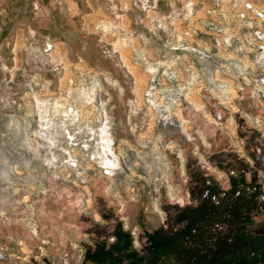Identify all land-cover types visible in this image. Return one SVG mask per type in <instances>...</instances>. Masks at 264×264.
<instances>
[{
	"label": "rangeland",
	"instance_id": "rangeland-1",
	"mask_svg": "<svg viewBox=\"0 0 264 264\" xmlns=\"http://www.w3.org/2000/svg\"><path fill=\"white\" fill-rule=\"evenodd\" d=\"M254 9L264 0H0V264H264V130L225 109L214 124L203 69L249 68L237 47ZM68 106L88 148L66 145L54 117ZM37 114L77 172L49 167Z\"/></svg>",
	"mask_w": 264,
	"mask_h": 264
},
{
	"label": "built area",
	"instance_id": "built-area-1",
	"mask_svg": "<svg viewBox=\"0 0 264 264\" xmlns=\"http://www.w3.org/2000/svg\"><path fill=\"white\" fill-rule=\"evenodd\" d=\"M245 6L247 8H252L250 4H247ZM240 13L241 12L238 13V17H240ZM254 16L256 20H258V23L256 26L255 24H248L249 27L252 28L250 32V35L252 37L250 40H244L247 45L249 44V47H247L246 51H243L240 45L237 47L238 52L242 53L240 55L250 57L248 59V69H246V67H244L242 63L238 62V60H228L227 65L229 66L231 73L229 72L228 78L221 77L223 79H218L215 78V68L218 66V61L213 59L209 61L208 57H210V55L204 51L200 57L208 60L207 62H205V66H203V69L205 70V73L207 75L206 81L211 84L210 89L217 94L220 101V103H213L215 110H213V112H211L210 114L212 115L211 121H213L214 124H220V110L225 109L227 110V114L236 112L238 116L244 115L246 119H244V123H246L247 125H251L254 130L262 132L264 130V10L254 9ZM241 17L243 18L244 16L242 15ZM228 45L230 46L231 44L228 43ZM248 54H250L251 56H248ZM216 80H221L222 82L217 83ZM232 81L233 85L231 84ZM244 100L248 102V105H246L245 108L240 105V102ZM232 103L234 104V106ZM239 105L242 110H239ZM249 107H254L256 111L252 112ZM203 113L205 114V112ZM47 115L48 114L45 115L46 117H43L41 114L36 115L37 120L35 122L36 126L34 130L37 132L36 140L39 141L41 147L45 142H48L50 144V147L54 145L51 150L45 151L43 153L44 155H48L47 162L50 163L49 167L51 165L57 168H64L68 166L70 169H73L77 172L79 161L76 160V158L72 157L70 153L66 151V148L61 149L60 154L53 153V150H57L59 148L52 141L54 133H52L51 131L54 130H51V127L56 129L57 123L55 120L54 122H52L51 120L53 119L47 118ZM54 118H59V120L62 119L66 122L65 126L67 127L63 129L64 137L67 140L66 145H81L86 148L91 146V138L94 135H89L90 133H87L88 136L85 135L82 139L84 143L75 141L76 137L80 138L79 132L81 131V129L76 125L80 124L81 126H83V124L76 123L79 122L78 114H75L73 112L72 107H65V109H62L60 111V114H58ZM45 121L49 122L46 126L47 129L45 127ZM39 129L40 131H38ZM43 133H45L47 137L46 139H43ZM48 134L52 136V139ZM230 138L232 139V137ZM101 145H103V140ZM260 145L262 146L264 144L260 143ZM59 156H61V158ZM97 165L100 168V171H97V176L100 177L106 176V174L111 175L113 173H117L120 167L119 162L115 160V158L111 159V161L108 162L106 160H103L102 162H98ZM79 174V177H77L76 179L73 176L74 181L76 180V182H86L88 180H91L92 178L91 173L82 172ZM107 189L111 191L112 188L107 186ZM80 190L82 191V189ZM117 193L118 192L116 190L114 194ZM131 193L134 194L133 191H131Z\"/></svg>",
	"mask_w": 264,
	"mask_h": 264
}]
</instances>
